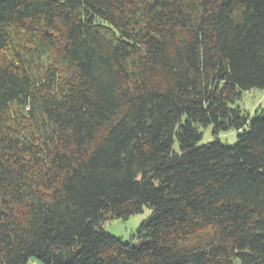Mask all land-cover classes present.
I'll return each instance as SVG.
<instances>
[{"label":"trees","instance_id":"1","mask_svg":"<svg viewBox=\"0 0 264 264\" xmlns=\"http://www.w3.org/2000/svg\"><path fill=\"white\" fill-rule=\"evenodd\" d=\"M251 89L264 0H0V264H264Z\"/></svg>","mask_w":264,"mask_h":264},{"label":"rangeland","instance_id":"2","mask_svg":"<svg viewBox=\"0 0 264 264\" xmlns=\"http://www.w3.org/2000/svg\"><path fill=\"white\" fill-rule=\"evenodd\" d=\"M233 107H239L243 113L246 112L249 118L254 117L256 114H260L264 110V90L261 89H251L249 91L243 92L240 99H238ZM202 134L201 140H199V145L211 142L213 139L218 138L222 144L233 145L236 142V132L234 130H229L226 132H220L218 134H213V128L211 125L198 126L197 127ZM151 210L148 208L143 209L141 213L132 215L127 219H115L110 220L104 224V229L110 233L112 236L120 238L124 243H132V245H137L139 240L134 235L137 227L145 221V219L150 215ZM28 264H41L38 260L31 259Z\"/></svg>","mask_w":264,"mask_h":264}]
</instances>
